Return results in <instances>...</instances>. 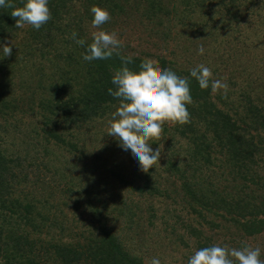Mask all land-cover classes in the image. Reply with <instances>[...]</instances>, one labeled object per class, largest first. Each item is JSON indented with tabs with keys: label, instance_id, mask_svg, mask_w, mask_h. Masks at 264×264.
Masks as SVG:
<instances>
[{
	"label": "trees",
	"instance_id": "obj_1",
	"mask_svg": "<svg viewBox=\"0 0 264 264\" xmlns=\"http://www.w3.org/2000/svg\"><path fill=\"white\" fill-rule=\"evenodd\" d=\"M93 5L111 14L99 28ZM49 8L38 30L0 8V44L12 47L0 58V264H150L130 243L141 216L166 224L156 234L171 258L161 264L241 242L264 259V0H49ZM99 30L117 34L133 70L147 57L189 77L190 122H165L148 141L160 149L148 172L108 134L119 57L84 61L85 46L72 39L76 31L90 44ZM197 64L227 89H201L189 76ZM127 156L130 164L120 161ZM119 185L138 200L122 188L112 202ZM162 196L189 216L161 212Z\"/></svg>",
	"mask_w": 264,
	"mask_h": 264
},
{
	"label": "clouds",
	"instance_id": "obj_2",
	"mask_svg": "<svg viewBox=\"0 0 264 264\" xmlns=\"http://www.w3.org/2000/svg\"><path fill=\"white\" fill-rule=\"evenodd\" d=\"M12 8L11 15L18 18L16 26L31 25L40 29L51 19L49 0H23V6L14 7L12 0H0V8ZM92 26L99 28L111 19L110 12L99 6L90 8ZM92 42L86 44L84 38H78L76 31L72 39L77 45L85 46L82 59L87 62L106 60L114 54L121 64L111 77L114 87L108 93L120 101L119 107L112 114L108 134L117 139L118 145L130 153L134 163H138L144 172L153 167L160 157V149L153 150L148 143L158 139L165 122L180 125L190 122L187 106L192 103L189 77L179 76L170 68L155 66L150 58H144L139 70L129 65L134 63L132 54L122 52L123 43L117 34L106 30L95 31ZM204 53L203 47L199 49ZM12 47L0 44V58L10 56ZM189 76L194 78L201 89H227L228 85L212 79V69L205 64H197L189 69ZM239 248L212 244L196 249L189 257L187 264H264L261 247H253L241 242ZM150 264H161L158 257H153Z\"/></svg>",
	"mask_w": 264,
	"mask_h": 264
},
{
	"label": "rangeland",
	"instance_id": "obj_3",
	"mask_svg": "<svg viewBox=\"0 0 264 264\" xmlns=\"http://www.w3.org/2000/svg\"><path fill=\"white\" fill-rule=\"evenodd\" d=\"M88 154V153H87ZM125 161L126 164H130L131 161L129 160L128 156L125 157L124 159L120 160V161ZM90 158H84V162L86 164V168L87 169H91V165H90ZM129 167V166H128ZM79 172V169H77L74 174H77ZM131 176V174H130ZM135 176V175H132ZM110 178H106L105 182H108ZM122 190V196L127 199L128 201H137L138 198L133 196L132 189L129 185L127 186H118L117 188V193L118 195L116 196V198L112 199V202L118 203L119 202V195L121 193V189ZM112 194V191H111ZM149 197V196H148ZM162 199V200H161ZM146 201V199H145ZM161 201V202H160ZM175 201L172 199H168L167 197L162 196L161 198L159 197V199H156V204L157 206H159L161 208V212L168 210V209H172V208H179L177 203H174ZM182 203V202H180ZM142 206L145 208V206L142 204ZM180 213H182V215L187 218L189 215L187 213V211H181V209L179 208ZM161 212H159L161 214ZM121 221V220H120ZM123 222V221H122ZM124 224L118 223L116 224L117 227H122ZM166 224L163 222V219H160L155 223V226L153 227L146 216H144V218H142V216L140 217V220L138 222L137 225V230L135 235L133 236V240L130 241V243L132 244L131 246H138V250L139 253L141 254H145V256H147L149 259H152L153 257H158L161 261L165 260V262H169L171 256L167 255L166 253L163 254L162 251H170V248L167 247V241H162L160 242L158 237L160 236V234H156L158 232H163V229L165 228ZM122 229V228H120ZM184 229H186V225L185 223H182V231H184ZM169 231V229H168ZM124 232V231H122ZM154 235H156V237H154ZM131 236V237H132ZM128 238L130 240V236L128 235ZM162 238H164V236L162 235ZM173 238V237H172ZM174 239V238H173ZM264 241V235L259 239ZM159 246V249L157 248ZM146 248V249H145Z\"/></svg>",
	"mask_w": 264,
	"mask_h": 264
}]
</instances>
